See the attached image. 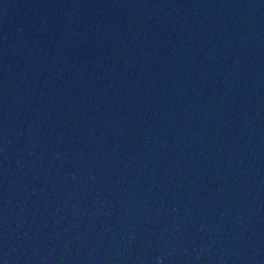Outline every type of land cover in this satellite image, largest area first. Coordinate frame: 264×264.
Returning a JSON list of instances; mask_svg holds the SVG:
<instances>
[{
    "label": "water",
    "instance_id": "95a60500",
    "mask_svg": "<svg viewBox=\"0 0 264 264\" xmlns=\"http://www.w3.org/2000/svg\"><path fill=\"white\" fill-rule=\"evenodd\" d=\"M0 264H264V0H0Z\"/></svg>",
    "mask_w": 264,
    "mask_h": 264
}]
</instances>
